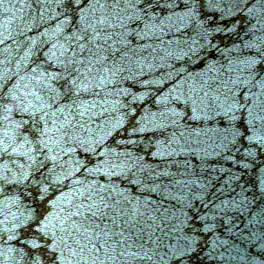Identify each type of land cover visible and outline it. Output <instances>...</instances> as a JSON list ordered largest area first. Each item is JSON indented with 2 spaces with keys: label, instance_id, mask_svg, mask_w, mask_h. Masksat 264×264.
Masks as SVG:
<instances>
[{
  "label": "snow or ice",
  "instance_id": "6c2138e0",
  "mask_svg": "<svg viewBox=\"0 0 264 264\" xmlns=\"http://www.w3.org/2000/svg\"><path fill=\"white\" fill-rule=\"evenodd\" d=\"M0 264H264V0H0Z\"/></svg>",
  "mask_w": 264,
  "mask_h": 264
}]
</instances>
